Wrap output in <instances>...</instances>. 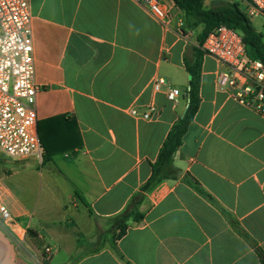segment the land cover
I'll return each mask as SVG.
<instances>
[{"label":"crops","instance_id":"crops-1","mask_svg":"<svg viewBox=\"0 0 264 264\" xmlns=\"http://www.w3.org/2000/svg\"><path fill=\"white\" fill-rule=\"evenodd\" d=\"M159 2L166 24L136 0H30L42 160H18L27 169L0 180L12 214L0 226V264H44L29 230L47 264H262L264 119L217 86L213 58L204 56L199 108L174 155L177 179L142 192L189 107L185 60L198 47L180 28L182 11ZM160 78L167 85L156 92ZM169 88L180 90L176 102ZM150 107L153 119L131 114ZM46 194L59 219L43 216ZM139 196V222L72 261L77 231L96 239Z\"/></svg>","mask_w":264,"mask_h":264},{"label":"built area","instance_id":"built-area-1","mask_svg":"<svg viewBox=\"0 0 264 264\" xmlns=\"http://www.w3.org/2000/svg\"><path fill=\"white\" fill-rule=\"evenodd\" d=\"M158 23L166 24V12L159 0H136ZM251 20L264 19V0H234ZM30 0H0V153L16 160L41 157L38 134L36 68ZM202 50L222 66L217 86L230 98L264 119V63L247 56L242 36L227 26L212 31ZM167 85L165 79L154 83L156 92ZM180 90L169 88L167 98L176 102ZM133 116L153 119L155 109ZM12 214L0 205V226L9 225ZM49 252V250H46Z\"/></svg>","mask_w":264,"mask_h":264},{"label":"trees","instance_id":"trees-1","mask_svg":"<svg viewBox=\"0 0 264 264\" xmlns=\"http://www.w3.org/2000/svg\"><path fill=\"white\" fill-rule=\"evenodd\" d=\"M177 8L186 16V21L191 27L195 26L196 21L204 25L203 31L198 35V47L194 49L191 58H186L185 65L192 79L188 91L189 107L184 118H181L171 129L157 161L152 165V177L142 188V192H148L166 180L177 179V170L173 160L175 153L183 145L184 137L199 108V90L201 81L202 63L205 53L202 45L206 37L221 26H227L238 32L246 47L247 56L253 60H260L264 63V36L254 27L252 21L238 8L237 5L225 4L220 9H206L204 0H171ZM197 190L202 192L196 184H192ZM134 200L129 207L121 214L115 216L113 227L117 231L114 241L120 240L127 232L128 222L135 215L134 221L139 222L143 217L137 212V205L141 201ZM233 225L237 226L235 222ZM242 236L247 235L240 230ZM260 261L264 264V253L258 249Z\"/></svg>","mask_w":264,"mask_h":264},{"label":"rangeland","instance_id":"rangeland-1","mask_svg":"<svg viewBox=\"0 0 264 264\" xmlns=\"http://www.w3.org/2000/svg\"><path fill=\"white\" fill-rule=\"evenodd\" d=\"M225 4L235 5L234 0H204V6L206 9H220ZM186 20H187L186 16L183 14L182 21L179 22L181 23L180 28L183 29L186 33H191L192 37L197 38L198 35L203 31L204 25L196 21L195 26L191 27V25H189ZM251 20L256 30L264 36V19L256 18V19H251ZM41 160L42 158L37 159V163ZM27 167L28 166L27 164H25V162L9 158L6 155L0 153V180L2 178H6L10 174L12 175L20 174L22 171L26 170ZM33 168H35V166L29 169L33 170ZM54 203L55 202L53 201L52 197L49 196V194L42 196L40 207H41V212L43 216H45L48 213L54 219H59L60 217L64 215V212L61 211L59 207H56V206L54 207ZM67 206L65 207L66 209H67ZM112 223L102 224L101 233L97 236L96 239L88 241V242L83 241L81 239V233L77 231L73 235V237L76 238L77 243L79 244L78 245L79 250L77 251L76 256L72 258V261L73 262L76 261L77 259H79L81 255L85 253L94 252L100 249L110 240L114 241V237L117 231L114 229ZM28 235H29L28 238H30V240H32V242L35 243L38 249L40 250V256H41L42 262L44 264H47V260L45 259L46 254H47L45 252V243L41 241H35L34 240L35 234L32 233L31 230H29Z\"/></svg>","mask_w":264,"mask_h":264},{"label":"water","instance_id":"water-1","mask_svg":"<svg viewBox=\"0 0 264 264\" xmlns=\"http://www.w3.org/2000/svg\"><path fill=\"white\" fill-rule=\"evenodd\" d=\"M189 79L191 80L192 79V77L190 76L189 77ZM187 112V111H186ZM186 112L184 113V115L182 116V118H184L185 117V114H186Z\"/></svg>","mask_w":264,"mask_h":264}]
</instances>
